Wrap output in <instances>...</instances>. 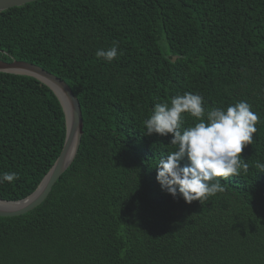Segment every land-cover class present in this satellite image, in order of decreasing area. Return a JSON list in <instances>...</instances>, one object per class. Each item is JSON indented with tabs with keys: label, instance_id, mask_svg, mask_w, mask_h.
I'll return each mask as SVG.
<instances>
[{
	"label": "trees",
	"instance_id": "obj_1",
	"mask_svg": "<svg viewBox=\"0 0 264 264\" xmlns=\"http://www.w3.org/2000/svg\"><path fill=\"white\" fill-rule=\"evenodd\" d=\"M114 41L112 62L95 56ZM0 59L63 80L83 121L46 199L0 217V264H264V0H37L0 12ZM184 92L207 108L246 100L259 116L248 171L201 204L161 190L171 136L144 135L153 106ZM64 139L50 88L0 72V173L18 177L0 200L32 194Z\"/></svg>",
	"mask_w": 264,
	"mask_h": 264
},
{
	"label": "clouds",
	"instance_id": "obj_2",
	"mask_svg": "<svg viewBox=\"0 0 264 264\" xmlns=\"http://www.w3.org/2000/svg\"><path fill=\"white\" fill-rule=\"evenodd\" d=\"M118 44L95 52L98 59L112 62L118 56ZM193 123L185 127V118ZM259 116L246 100L222 107L207 108L203 97L184 92L170 102L157 103L143 121L144 135H170L173 151L162 156L156 166V180L162 191L185 203L199 201L222 193L227 185L221 179L247 172L249 163L241 158L244 147L252 145ZM187 163L181 165L182 160ZM255 167L264 172V163ZM14 172L0 173V183L17 179Z\"/></svg>",
	"mask_w": 264,
	"mask_h": 264
},
{
	"label": "water",
	"instance_id": "obj_3",
	"mask_svg": "<svg viewBox=\"0 0 264 264\" xmlns=\"http://www.w3.org/2000/svg\"><path fill=\"white\" fill-rule=\"evenodd\" d=\"M34 1L37 0H0V12ZM0 72L33 77L45 84L57 97L65 119V139L61 152L36 190L19 201L0 200L1 204L7 205L4 208L0 207V217H16L40 205L46 199L58 178L71 165L81 142L83 121L77 98L60 78L46 72L39 66L15 60L4 62L0 59Z\"/></svg>",
	"mask_w": 264,
	"mask_h": 264
},
{
	"label": "bare ground",
	"instance_id": "obj_4",
	"mask_svg": "<svg viewBox=\"0 0 264 264\" xmlns=\"http://www.w3.org/2000/svg\"><path fill=\"white\" fill-rule=\"evenodd\" d=\"M0 207L4 208V207H7V205L0 203Z\"/></svg>",
	"mask_w": 264,
	"mask_h": 264
}]
</instances>
